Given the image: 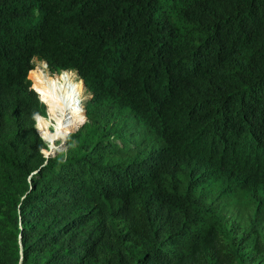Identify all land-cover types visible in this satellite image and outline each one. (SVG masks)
<instances>
[{"label":"trees","instance_id":"16d2710c","mask_svg":"<svg viewBox=\"0 0 264 264\" xmlns=\"http://www.w3.org/2000/svg\"><path fill=\"white\" fill-rule=\"evenodd\" d=\"M36 60L90 94L50 157ZM263 260L264 0H0V264Z\"/></svg>","mask_w":264,"mask_h":264},{"label":"bare ground","instance_id":"6f19581e","mask_svg":"<svg viewBox=\"0 0 264 264\" xmlns=\"http://www.w3.org/2000/svg\"><path fill=\"white\" fill-rule=\"evenodd\" d=\"M70 72L65 71L59 74L61 82L58 83L47 74L39 72V70L32 72L36 87L42 92L43 99L48 102V112L55 122L54 130L57 135H62L66 130L74 128L85 121V110L80 100L83 84L75 82L70 76H73V73L70 74ZM36 119V122L40 125V130L42 129L41 131L45 132L47 140L52 142L54 137L46 129L47 126L43 117L36 116Z\"/></svg>","mask_w":264,"mask_h":264},{"label":"rangeland","instance_id":"374dc122","mask_svg":"<svg viewBox=\"0 0 264 264\" xmlns=\"http://www.w3.org/2000/svg\"><path fill=\"white\" fill-rule=\"evenodd\" d=\"M35 63H36V66H35V69L34 70H39V72H42V73H45V74H47L50 78H52L53 80H55L57 83L58 82H61V79H60V75H53V74H51V72H50V69L48 68V66L46 65V63L45 62H43V61H38V60H36L35 61ZM33 71H31V73H30V79H32L31 81L33 82L32 83V86H33V88H35L37 91H38V93H39V95H40V97H41V99H42V101H45L44 99H43V94H42V92L36 87V84H35V77H34V75H33V73H32ZM73 73V76L72 75H70L71 76V78L72 79H74V81L75 82H77V83H83L82 81H81V79L79 78V76H78V74L76 73V72H70V74H72ZM58 80V81H57ZM82 85V84H81ZM82 88H81V90H82V94H81V96H80V100H81V102H82V107H83V109H84V104H85V102L90 98V94L87 92V90L85 89V87L82 85L81 86ZM45 104H46V108H47V110H46V112H47V116L46 117H44V116H42V115H39V116H37V117H43V119H44V121H45V124H46V126H47V130L51 133V135L54 137V139H53V141L52 142H50V141H48L47 140V138H46V134H45V132L43 131V133H44V139H46L45 141L48 143V149H47V152H45L46 153V157L48 156V157H50V156H55V155H57L59 152H61V151H65L66 149H67V143H66V139H67V136H68V134H70V133H72V132H76L78 129H79V127L82 125V124H79L78 126H76V127H74V128H71V129H68V130H66L62 135H57L56 133H55V130H54V126H55V122H54V120H52V117H51V115L49 114V112H48V102L47 101H45L44 102ZM84 111V110H83ZM82 111V112H83ZM36 121H37V119H36ZM40 126V125H39ZM58 137V138H57ZM57 138V139H56ZM56 140V141H55ZM45 155V154H44ZM254 264H264V260L262 261V262H255Z\"/></svg>","mask_w":264,"mask_h":264},{"label":"clouds","instance_id":"9594fccd","mask_svg":"<svg viewBox=\"0 0 264 264\" xmlns=\"http://www.w3.org/2000/svg\"><path fill=\"white\" fill-rule=\"evenodd\" d=\"M44 62V61H43ZM46 63V65L48 66V64H47V62H45ZM65 71H69V70H63L62 72H65ZM61 72V73H62ZM71 72H75V71H71ZM61 73H57V74H55V75H59V74H61ZM77 73V72H76ZM80 78V77H79ZM81 81L83 82V80L81 79ZM83 85H84V87H85V84H84V82H83ZM85 89H86V87H85ZM36 91V90H35ZM38 93V92H37ZM39 94V93H38ZM39 97H40V95H39ZM41 98V97H40ZM41 100V99H40ZM42 101V100H41ZM43 102V101H42ZM85 108V107H84ZM86 113V112H85ZM36 119V118H35ZM86 120H87V118L85 119V121L83 122V123H81V124H84L85 122H86ZM80 128V127H79ZM40 134V133H39ZM42 137V136H41ZM49 146V145H48Z\"/></svg>","mask_w":264,"mask_h":264},{"label":"water","instance_id":"95a60500","mask_svg":"<svg viewBox=\"0 0 264 264\" xmlns=\"http://www.w3.org/2000/svg\"><path fill=\"white\" fill-rule=\"evenodd\" d=\"M35 89V88H34ZM36 90V89H35ZM36 92H38L37 90H36ZM41 99V98H40ZM42 100V99H41ZM44 102V101H43ZM84 110H85V112H86V109L84 108ZM85 119H86V113H85ZM58 138V137H57ZM56 138V139H57ZM56 141V140H55ZM48 157V156H47Z\"/></svg>","mask_w":264,"mask_h":264}]
</instances>
